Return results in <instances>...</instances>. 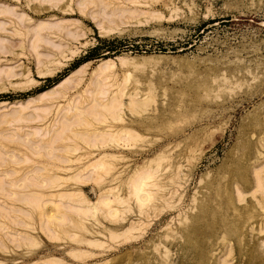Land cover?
I'll list each match as a JSON object with an SVG mask.
<instances>
[{"label":"rangeland","instance_id":"rangeland-1","mask_svg":"<svg viewBox=\"0 0 264 264\" xmlns=\"http://www.w3.org/2000/svg\"><path fill=\"white\" fill-rule=\"evenodd\" d=\"M102 27H105L104 31ZM36 30L41 40L36 41L37 44L34 42L38 39L34 35ZM108 58L111 59L110 63L105 61ZM263 69L264 0H0V264H42L49 259L54 264L56 258V262L62 264H145L142 263L147 262L145 259H151L150 264H156L161 259L164 245L165 250L171 251L169 259L179 264L186 261L185 258L193 257L192 247L202 241L210 255L205 264H249L250 257L256 254L263 258L264 224H260V219L264 215V207L257 201L260 192H256L258 195L252 193L255 187L252 166L264 169V137L263 140L261 138L264 134V108L261 106L264 105ZM257 76L259 81L255 79L253 82L251 79ZM244 79L249 83L245 84ZM242 80L244 85L240 82ZM48 89L51 90L42 93ZM111 98L114 104L120 98L125 104L115 106ZM135 99L138 102L142 99L144 103H138L137 107ZM102 100L106 103L103 104ZM129 100L131 103L136 102L135 105L130 104ZM178 102H181L180 106ZM69 103L79 107L67 111ZM257 114L261 117L259 120H256ZM148 120H152V123ZM121 124L128 128L120 129ZM100 127H104V130ZM255 128H258V133H252V130L256 131ZM249 141H253L251 148L247 146ZM176 142L180 145L177 146ZM174 143L175 150H171ZM256 150H260L258 155L263 156L255 158ZM102 151L115 153L117 157H108L101 161L102 164L95 163L87 167L86 163L85 169L82 162H87ZM156 153L162 157L156 155L162 159L159 162L164 164H161V168V165L158 168L154 166L156 169L146 166L145 171L140 170L141 173L149 171L143 176L150 178L144 179L147 188L142 184V189H147V193L142 190V195H148V192L157 191L158 188L162 190L154 192L153 195L156 193L157 197L155 195L148 203L151 206H144L147 209L139 215L136 207L139 196H133L136 186L133 189L125 188L124 182L129 181L128 187H133V181L139 174V171L135 173L134 167L138 168L150 161ZM242 155L250 157L247 164L251 180L248 190L241 188L245 198L240 201L235 189L232 193L229 189L233 185L235 188L242 187L239 182L243 181V177L241 179L238 175L241 181L234 180L236 175H228V171L235 162L242 160ZM71 158L73 160L69 161ZM233 158L235 160L231 162ZM254 159H257L256 163ZM67 164L71 166L68 172L72 173L69 182L56 189L50 187V179L59 182L64 180L62 177L66 170L58 167ZM78 165L83 166L84 172ZM76 168L81 175L86 173V176L79 175ZM173 169L177 170L176 173ZM261 172L264 173V170ZM179 173L188 174L187 177L183 176L184 179L181 178L184 180H180L181 186L175 184ZM217 184L223 186L221 190ZM112 185L116 191L109 189ZM77 187L91 200H95L106 187L113 195H117L119 190L121 195L127 197L129 208L115 206V203V208H121L112 207L109 211L102 206L98 209L101 212L86 208L87 213L82 214L85 211L78 209L82 207L77 202L75 204ZM173 188L177 192L170 195ZM58 189L75 190V194L71 192L68 196L70 200L74 197L73 203H68L70 200L64 195L61 196L66 199L57 196L56 201L48 195L42 199L43 202L38 197V203L33 204L35 199L37 201V191L50 193ZM30 190H36L37 194L34 192V196ZM228 191L230 194H227ZM26 192H30L29 196H26ZM12 195L16 198H12ZM116 195L108 196L114 198ZM225 195L233 199L236 210L229 208V211L222 207L223 200L228 199ZM6 196L11 198L6 200ZM24 196L28 197L25 201L27 204L23 203ZM49 199L52 203L46 202ZM53 202L59 205L60 212ZM165 202L172 203V206L174 204V208ZM202 202L207 203V211L204 209V213H208L205 226L212 229L205 233L206 237L202 236V241L197 239L191 242V250H187L181 259L180 248L185 243L182 230L185 225L182 227L180 220L188 219L183 224L191 222L192 225L188 223L189 227L195 225L197 219L193 216L200 212ZM28 203H32L33 208ZM34 205L44 208L42 213L50 211L44 212L42 217L38 216L33 210L37 209ZM71 206L75 210L78 208L74 211ZM197 208L199 212L195 211ZM217 211H229L226 213L230 220L227 226L221 224L219 218L216 219ZM27 212H31L32 216ZM61 212L63 216L60 217ZM93 212L95 214H91ZM47 214L49 219L54 218L51 219L53 223L56 221L55 224L66 227L68 233L57 232L59 229L54 233L52 224H49L51 220L48 219V223L45 221ZM177 215L182 218H177ZM2 217H5L4 221ZM137 217L142 221L137 224L138 228L135 226L132 230L137 239L123 242V236L120 235L122 229ZM71 218L81 219L77 221L84 228L70 226ZM21 220L26 228L21 225ZM27 222L34 229L29 230ZM42 223H46V229ZM166 225L170 226L167 228ZM165 226L167 230H164ZM49 228L52 229L51 233L47 231ZM108 230L117 236L113 237ZM166 231L168 234H165ZM175 232H178L177 236ZM171 233L175 234L176 239ZM109 234H112V239L108 238ZM169 234L172 236H167ZM172 237L174 241L170 242ZM168 238L171 239L168 241ZM206 238H209L208 241L213 240L208 243H213L210 248ZM77 239H97V243H79ZM241 244L243 247L245 245L246 250ZM158 246L161 251L157 249L156 253ZM75 247L86 251L76 256L73 252Z\"/></svg>","mask_w":264,"mask_h":264},{"label":"bare ground","instance_id":"bare-ground-1","mask_svg":"<svg viewBox=\"0 0 264 264\" xmlns=\"http://www.w3.org/2000/svg\"><path fill=\"white\" fill-rule=\"evenodd\" d=\"M103 3V2H102ZM98 4V3H97ZM125 12H126V10H125ZM105 28V27H104ZM103 27H102V29L101 30H103L104 29ZM104 31V30H103ZM105 31H108V29L107 30H105ZM34 35H35V37H36V39L37 40H34V42L36 43V41H41L40 40V35H39V31L38 30H36L35 32H34ZM34 43V44H35ZM37 44V43H36ZM36 46V45H35ZM34 46V47H35ZM150 58V57H149ZM134 59V58H133ZM105 61H109V63L111 62V59L110 58H108V59H105ZM104 61V62H105ZM103 62V63H104ZM264 70V69H263ZM263 70H262V73H263ZM261 73V72H260ZM245 75H247V73L245 74ZM249 75V74H248ZM250 76V75H249ZM251 77V76H250ZM249 77V78H250ZM252 77H254V76H252ZM251 77V78H252ZM263 77V76H262ZM261 77V78H262ZM222 78V77H221ZM223 79V78H222ZM254 79V80H253ZM253 79H251L253 82H255V79L257 80L256 82H258L259 80H258V76H257V78H253ZM263 79H264V77H263ZM241 80V79H240ZM248 80V79H247ZM250 80V81H251ZM244 81H245V79H244ZM244 81L242 80V81H240V82H243V84L242 85H244ZM251 81V83H253ZM260 81H261V79H260ZM264 81V80H263ZM247 81H245V84H248V83H246ZM262 82V81H261ZM259 84H261V83H259ZM251 85V84H250ZM253 86H254V84H252ZM245 86H247V85H245ZM255 86H256V84H255ZM258 86V85H257ZM264 86V85H263ZM55 87H57V86H55ZM248 87H249V85H248ZM51 89H48V90H46V91H43L42 93H47L48 91H50ZM254 93V92H253ZM256 93V92H255ZM261 93V92H260ZM116 94V93H115ZM255 95V94H254ZM253 96V95H252ZM257 96V95H256ZM263 96V95H262ZM113 97L114 98H118V96L116 97V96H114L113 95ZM142 97V96H141ZM106 99V101H107V98H105ZM104 99V100H105ZM130 99H131V97H130ZM260 99H261V97H260ZM109 100V99H108ZM121 98H120V101H118L117 102V100H116V102L117 103H115V104H121V105H124L125 103L122 101L121 102ZM137 99H135V101H136ZM139 100V99H138ZM106 101H105V103H106ZM111 103H113L112 101H114L112 98H111ZM131 101H134V98L133 99H131ZM131 101L129 100V102H130V104H132V105H135L134 103H136L137 102V107H138V103L141 105V103L140 102H142V99H141V101L140 102H138V101H136V102H133V103H131ZM262 101V100H261ZM115 102V101H114ZM120 102V103H119ZM102 103H103V100H102ZM101 103V104H102ZM105 103H103V104H105ZM108 103V102H107ZM123 103V104H122ZM142 103H144V102H142ZM114 104V103H113ZM114 104V105H115ZM129 104V103H128ZM180 104H181V102H180ZM180 104H179V102H178V104L177 105H179L180 106ZM76 106L77 105H75V107H74V104L73 103H69L68 104V107H67V111L68 110H73L74 111V108H76ZM116 106V105H115ZM118 106H120V105H118ZM187 106H188V104H187ZM186 106V107H187ZM261 106H263V108H264V105H261ZM260 106V107H261ZM74 107V108H73ZM77 107H79V106H77ZM176 107V106H175ZM178 107V106H177ZM252 107V106H251ZM119 108H121V107H119ZM183 108V107H182ZM258 108V107H257ZM175 109V108H174ZM178 108H176L175 110H177ZM184 109V108H183ZM188 109V108H187ZM254 109V111H255V108H253ZM262 109V108H261ZM139 110V109H138ZM179 110V109H178ZM177 110V111H178ZM181 110V109H180ZM260 110V109H259ZM259 110H258V112H259ZM75 111H77V110H75ZM97 111V110H96ZM118 111H120V110H118ZM164 113H165V111L164 110H162ZM261 111V110H260ZM264 111V110H263ZM262 111V112H263ZM176 112V111H175ZM155 113V112H154ZM153 113V114H154ZM162 113V112H161ZM174 113V112H173ZM257 112H255V114H256ZM152 114V115H153ZM168 114V113H167ZM175 114V113H174ZM183 114V113H182ZM160 115V114H159ZM165 115V114H164ZM169 115H170V111H169ZM193 115V114H192ZM254 115V114H253ZM252 115V116H253ZM258 115V114H257ZM257 115H256V117H257ZM173 116V115H172ZM149 118L151 119V117L149 116ZM148 118V119H149ZM165 118V117H164ZM193 118V117H192ZM255 118V117H254ZM261 118V117H260ZM259 118V115H258V117L256 118V120L258 119H260ZM156 119V118H155ZM157 119H159V118H157ZM253 119V118H252ZM163 121H164V119H162ZM243 120V119H242ZM262 120V119H261ZM260 120V121H261ZM147 121V120H146ZM148 121H150V120H148ZM160 121V120H159ZM167 121V120H166ZM254 121V120H253ZM151 123H152V120L150 121ZM154 122H155V120H154ZM156 122H157V120H156ZM169 122V121H168ZM251 119H250V124H251ZM51 123V122H50ZM150 123V124H151ZM166 123V122H165ZM170 123V122H169ZM257 124H258V122H256ZM255 123V124H256ZM261 123V122H260ZM260 123H259V126H260ZM125 124V123H124ZM145 124H148V123H145ZM154 125H155V123H154ZM153 125V126H154ZM160 125V124H159ZM159 125H157V126H159ZM163 125V124H162ZM252 125H253V123H252ZM262 125H263V122H262ZM45 126H47V125H45ZM49 126H51V125H49ZM151 126V125H150ZM156 126V125H155ZM251 126V125H250ZM255 126V125H254ZM244 126H242V128H243ZM257 127V126H256ZM264 127V125L262 126V128ZM101 128V127H100ZM104 128V127H103ZM103 128H101L102 130H104ZM109 128L110 127H108L107 128V130H109ZM125 129V128H128L126 125H120V129ZM182 128V127H181ZM250 128V127H249ZM258 128H260V127H258ZM258 128H257V130H258ZM46 129V128H45ZM50 129V128H49ZM183 129V128H182ZM181 129V130H182ZM186 129V128H185ZM184 129V130H185ZM99 130V129H98ZM101 130V131H102ZM106 130V129H105ZM244 130V129H243ZM255 130H256V128H255ZM257 130L256 131H254V130H252L253 132L252 133H258L257 132ZM46 131V130H45ZM180 131V130H179ZM247 130H245V132H246ZM49 132V131H48ZM183 132V131H182ZM248 132V131H247ZM45 133H47V132H45ZM180 133V132H179ZM243 133V132H242ZM263 133V132H262ZM261 133V134H262ZM186 135H188V134H186ZM192 135V134H191ZM191 135H188V136H191ZM179 136V135H178ZM181 136V135H180ZM184 136V135H183ZM254 136V135H253ZM257 136V135H256ZM264 137V134L263 135H261V138H262V140H263V137ZM183 138H185V137H183ZM240 138V137H239ZM253 138V137H252ZM260 138V137H259ZM188 139H189V137H188ZM244 139V138H243ZM250 139V138H249ZM174 140V139H173ZM187 140V139H186ZM251 140V139H250ZM253 140V139H252ZM257 140H259V139H257ZM179 141V140H178ZM188 141V140H187ZM244 141V140H243ZM255 141V140H254ZM240 142V141H239ZM186 143V142H185ZM241 143V142H240ZM257 143H259V141L257 142ZM176 144H177V142H176ZM179 144V143H178ZM178 144H177V146H178ZM181 144H183V143H181ZM252 144H253V141L251 142V141H249L248 143H247V146L249 147V148H251L252 147ZM263 144V143H262ZM262 144H260V146L262 147ZM2 145V144H1ZM168 145V144H167ZM174 145V148L172 147L171 148V150H175V147H176V145H175V143L173 144ZM180 145V144H179ZM256 145V144H255ZM259 145V144H258ZM257 145V146H258ZM66 146V145H65ZM68 146H69V144H68ZM68 146H66V147H68ZM164 146V145H163ZM168 146H172V145H168ZM167 146V147H168ZM254 146V145H253ZM243 147V146H242ZM256 147V146H255ZM263 147H264V145H263ZM262 147V148H263ZM165 148V147H164ZM169 148V147H168ZM163 149V148H162ZM177 149V148H176ZM241 149H243L244 150V148H241ZM256 149V148H255ZM159 150V149H158ZM171 150H169L168 152H166V153H169ZM252 150V149H251ZM6 151V150H5ZM242 151V150H241ZM247 151V150H246ZM253 151V150H252ZM255 151V150H254ZM257 151V155H255V153H254V155H255V158H257L258 156H260V155H258V154H260V150H256ZM19 152H21V151H19ZM161 152L162 151H160V154H161ZM185 152V151H184ZM240 152V151H239ZM243 152V151H242ZM263 153H264V151H262ZM119 156H122V154H119V153H117ZM159 154V153H158ZM178 154V153H177ZM241 154V152L239 153V155ZM244 154V153H243ZM156 155H157V153L155 154V159H154V157L152 158V159H150V161H147V162H142V163H144L142 166H140V167H138V168H136V167H134L135 168V173H137V171H139L138 173V178H137V176L136 175H134V174H132V175H134V176H136V179H135V181H133V187L131 186V187H128L129 185V181H127V183H125L124 182V187L125 188H134V185L136 186L135 188H134V191H133V196L135 197V196H139L138 197V199H139V202H138V204H137V210H138V212H139V215L140 214H143V211H145L146 209L144 208V206L145 207H147V206H151V204L149 205L148 203H151L150 201L151 200H153V198H154V196L155 197H157V194L155 193V195H153L154 194V192H157L158 190H159V188L157 189V191H154V192H148V195H142V190H144V189H142V188H144L143 186H142V184H146V182H145V178H147V179H150V178H148L149 176H147V177H144L143 176V174H145V176H146V172H149V171H146L145 173H141L140 172V170H142V169H144V171H145V168H146V166H151V168L152 167H154V166H156L157 168L159 167V165H161V164H164L163 162H159V160L161 161L162 159H158V158H160L161 156L163 157L164 155H163V152H162V154H161V156H159V155H157V157H156ZM244 155H246V154H244ZM244 155H242V156H244ZM253 155V156H254ZM116 155H115V153H109V152H106V151H102V152H100L98 155H96L94 158H92V159H88V161L87 162H82L83 163V166H84V164H86L85 166L87 167V165L89 166V165H92V164H95V163H99V164H102V162H103V160H105L106 158H108V157H115ZM263 156V154L260 156V157H262ZM117 157V156H116ZM161 157V158H162ZM178 157V156H177ZM181 157V156H180ZM185 157V156H184ZM235 157V156H234ZM245 157V156H244ZM242 158V160H238L237 162H235V164H234V166H232V168H230L229 169V171H228V175L229 174H234V175H236L235 177H236V179L234 178V180H239V177L242 179V177H243V181H241V180H239V181H241V182H239L240 184H241V186L242 187H234V185H233V187H231L229 190H230V192L232 193V192H234V189H235V191H236V194L235 195H237V198H238V200H243L245 197H244V195H243V192H242V189L241 188H247L246 190H248L249 188V185H250V180L251 179H249V177H248V167H249V164H247V162L250 160V157H245V158ZM172 158H173V156H172ZM237 158H238V156H237ZM253 158V157H252ZM263 158L264 157H262V160H263ZM149 159V158H148ZM176 160H177V158H175ZM195 159V158H194ZM235 159H236V157H235ZM234 158H233V160L231 161V162H234V160H235ZM240 159V158H239ZM244 159V160H243ZM260 159V158H259ZM73 159L71 158V160H69V161H72ZM78 160H81L80 158L78 159ZM172 160V159H171ZM170 160V161H171ZM175 160V161H176ZM180 160H181V158H180ZM255 160V159H254ZM254 160L252 161V162H254ZM257 160V159H256ZM256 160H255V163H256ZM262 160H260V161H262ZM66 161H68V158L66 159ZM102 161V162H101ZM101 162V163H100ZM153 162V163H152ZM191 162H193V161H191ZM230 162V163H231ZM139 163V162H138ZM155 163V165H153ZM169 163V162H168ZM167 163V164H168ZM177 163V162H176ZM99 164H96V165H99ZM167 164H165V166L167 165ZM178 164H180V163H178ZM191 165L193 164V163H190ZM227 164V163H226ZM233 164V163H232ZM257 164H259V163H257ZM256 164V165H257ZM262 164V163H261ZM169 165V164H168ZM167 165V166H168ZM177 165V164H176ZM190 165V166H191ZM252 165V164H251ZM6 166V165H5ZM79 166H81V165H78V167ZM83 166H81V167H79V169L81 170L82 169V172H84L83 170ZM84 166V167H85ZM137 166V165H136ZM164 166V165H163ZM170 167H171V165H169ZM168 166V167H169ZM173 166V165H172ZM189 166V165H188ZM192 166H194V165H192ZM262 166H263V164H262ZM86 167H85V169H86ZM145 167V168H144ZM156 167H154L155 169H156ZM162 167V165L160 166V168ZM169 167V168H170ZM259 167V166H258ZM58 168H61V170H66V173L64 172V171H62L63 172V174L65 175V176H63L62 178L64 179L62 182H59L58 180H53V179H50L52 182H49L50 183V187H54V189H56V187H58V186H63L68 180H69V178L71 179V175L70 174H72V173H69L68 171L71 169V166L70 165H66V166H61V167H58ZM251 168V167H250ZM252 168H253V176H254V179H253V182H254V185H255V187H254V190H253V192L252 193H256L257 191L258 192H260V194H261V196H260V198H259V200H257L259 203H261V204H263V206L262 207H264V175H262V173L263 172H261V170H264V169H258V168H256L255 166H252ZM262 168V167H261ZM77 169V168H76ZM137 169V170H136ZM147 169V168H146ZM163 169H164V167H163ZM168 168H166V170H167ZM176 169V168H175ZM175 169H173V170H175ZM187 169H189V168H187ZM78 170V169H77ZM162 170V169H161ZM161 170H160V172H161ZM134 171V170H133ZM132 171V172H133ZM158 172H159V170H157ZM176 171L177 170H175L174 172L176 173ZM250 169H249V173H250ZM68 172V173H67ZM78 172H80L79 170H78ZM156 172V171H155ZM186 172H188V171H186ZM190 172V171H189ZM210 172V171H209ZM17 173H18V171H17ZM134 173V172H133ZM173 173V172H172ZM207 173V172H206ZM205 173V175H207ZM5 174V173H4ZM3 174V175H4ZM13 174V173H12ZM82 173L80 172V174L79 175H81ZM84 174V173H83ZM148 174V173H147ZM150 174V173H149ZM148 174V175H149ZM180 174L181 173H179V175H178V179H176V181H175V179L173 180V178H170V179H172L173 180V182L175 181V184L177 185V186H181V181L180 180H182L181 178H183L184 179V177L183 176H188V174H186V175H182L181 174V176H180ZM190 174H191V172H190ZM264 174V173H263ZM7 175H9V174H7ZM160 175V174H159ZM177 175V174H176ZM233 175V176H234ZM239 175V177H237ZM5 176V175H4ZM15 176V175H14ZM81 176H86V173L84 174V175H81ZM80 176V178H82ZM157 176H158V174H157ZM169 176H171V175H169ZM204 176V175H203ZM2 177V176H1ZM129 177H131V174L129 175ZM159 177V176H158ZM191 177V176H190ZM62 178L60 179V180H62ZM84 178V177H83ZM134 178V177H133ZM174 178H176V176L174 177ZM203 178V177H202ZM233 178V177H232ZM4 179V178H3ZM3 179H1V180H3ZM127 179H128V177H127ZM126 179V180H127ZM132 179V178H131ZM131 179H129L130 181H131ZM169 179V180H170ZM201 179V178H200ZM229 179H230V176H229ZM229 179H227V181H229ZM172 180H170V181H172ZM10 181V180H9ZM147 181V180H146ZM184 180H182V182H183ZM231 181H232V179H231ZM8 182V181H7ZM13 182V181H12ZM69 182V181H68ZM71 182V181H70ZM148 182V181H147ZM222 182V181H221ZM226 182V181H225ZM252 182V181H251ZM9 183H11V182H9ZM30 183V182H29ZM131 183L132 182H130V185H131ZM228 183H230V181L228 182ZM232 183V182H231ZM234 183V182H233ZM232 183V184H233ZM236 183H238V181L236 182ZM238 183V184H239ZM31 184H32V182H31ZM34 184V183H33ZM144 184V185H145ZM148 184L149 183H147V186H148ZM231 184V185H232ZM13 185V184H12ZM24 185H26V184H24ZM35 185V184H34ZM67 185V184H66ZM159 184L157 183V186H158ZM217 185H219V184H217ZM237 185V184H236ZM235 185V186H236ZM252 185V184H251ZM2 186H5L4 184L2 185ZM11 186V185H10ZM23 186V185H22ZM38 186V185H37ZM49 186V185H48ZM162 186V185H161ZM174 186V185H173ZM220 186V190H221V188L223 187L222 185H219ZM224 186H226L225 184H224ZM17 187V186H16ZM25 186H23V188H24ZM30 187H31V185H30ZM33 187V186H32ZM49 187V188H50ZM108 187V186H107ZM106 187V188H107ZM110 187V186H109ZM108 187V188H109ZM113 187V188H112ZM145 187H146V185H145ZM159 187H160V185H159ZM251 187H253V186H251ZM8 188V187H7ZM6 187H5V189H7ZM28 188V187H27ZM38 188V187H37ZM44 188V187H43ZM42 188V190H44ZM48 188V187H47ZM59 188V187H58ZM71 188V187H70ZM104 189V190H101L100 191V193H99V195L97 196V198L95 199V200H91V199H89L87 196H86V194L84 193V191L81 189V188H76V196L74 195V197H75V204H76V202H77V204L80 206V207H82V208H78V209H80L81 211H82V209L85 211V212H81V211H79L80 213H82V214H85V213H87V211H86V208H88L89 210L91 209V211L93 210L94 212L96 211H100V210H98V209H100V207H105L107 210H109V211H111L112 210V207L114 208V209H117V208H119L120 206L123 208V207H128L129 208V203H127L126 201H127V197H125V195H121L120 193V191L118 190L117 191V195L116 194H114V195H116L114 198H112V197H109V196H114L113 194H111V192H109L110 190H112L113 191V189H115L116 187H114L113 185L111 186V188H109L110 190H108V188L107 189ZM147 188V187H146ZM145 188V189H146ZM213 188V187H212ZM217 188H219V187H217ZM217 188H216V190H217ZM4 189V188H3ZM20 189V188H19ZM40 188H38V190H39ZM50 189H52L53 190V188H50ZM130 189H128V190H130ZM226 189V188H225ZM8 190H10V189H8ZM47 190V189H46ZM106 190V191H105ZM108 190V191H107ZM117 189H115L114 191H116ZM127 190V191H128ZM147 190V189H146ZM146 190H144L146 193H147V191ZM149 190V189H148ZM160 190H162L161 188H160ZM159 190V191H160ZM164 190V189H163ZM36 191V190H35ZM35 191H33V190H30V192H32V194L34 195V192ZM73 191H75V190H62V189H58L57 191H54V192H50V193H43V192H40V191H37V192H39V194H37V192H35V195H36V198H37V201H35L34 199H33V197H32V199L34 200L33 201V204H34V202H36V203H38V200L39 199H41V201H42V199L43 198H47V196L48 195H50V198L51 199H55V197L56 198H58V197H60L61 195H64V196H66L67 197V200L69 201L70 200V198H68V196H70L71 195V192H73ZM130 191H132V190H130ZM129 191V192H130ZM218 191H219V189H218ZM217 191V192H218ZM2 192H3V190H2ZM6 192V191H5ZM11 192V191H10ZM30 192H26V196H29V194L28 193H30ZM107 192H109V194L107 193ZM177 192V190H176V188H173V189H171V192L169 193L170 195H174L175 193ZM222 192V191H221ZM220 192V193H221ZM230 192L228 191L227 192V194H230ZM8 193V192H7ZM14 193V192H13ZM24 193V192H23ZM74 193V192H73ZM73 193H72V195H73ZM128 193V192H127ZM210 193V192H209ZM0 194H1V192H0ZM75 194V193H74ZM78 194V195H77ZM107 194V195H106ZM129 194H131V192L129 193ZM160 193H158V195H159ZM168 194V195H169ZM222 194V193H221ZM257 194V193H256ZM6 195V194H5ZM25 195V194H24ZM34 195V196H35ZM109 195V196H108ZM132 195V194H131ZM166 195H167V192H166ZM169 195V196H170ZM216 195H218V194H216ZM220 195V194H219ZM223 195V194H222ZM253 195H255V194H253ZM258 195V194H257ZM21 196V195H20ZM26 196H24V197H26ZM31 196V195H30ZM52 196H54V198L52 197ZM58 196V197H57ZM162 196H163V193H162ZM161 195H160V197H162ZM225 196H227V195H225ZM246 196V195H245ZM251 196H252V194H251ZM7 197V196H6ZM5 197V198H6ZM10 197V196H9ZM9 197H7V199L6 200H8V198ZM12 198H14L13 197V195L11 196ZM10 197V198H11ZM38 197H39V199H38ZM61 197H63V196H61ZM74 197H72L73 198V200H74ZM159 197V196H158ZM165 197V196H164ZM167 197V196H166ZM212 197V196H211ZM220 197V196H219ZM222 197V199L224 198L223 196H221ZM236 197V196H235ZM15 198H16V196H15ZM14 198V199H15ZM28 197H26L25 199H24V201H23V203L25 204L26 202L25 201H27L28 199H27ZM63 198H65V197H63ZM116 198V199H115ZM136 198V197H135ZM134 198V199H135ZM168 198V197H167ZM166 198V199H167ZM173 198H175V197H173ZM178 198V197H177ZM206 198V197H205ZM204 198V199H205ZM226 198H228L227 200L226 199H224L223 200V205H222V203H221V205H222V207H224V209L225 210H227V209H229V208H233V210H236L235 209V207H234V203H233V199L231 198V197H226ZM253 198V197H252ZM255 198V197H254ZM13 199V200H14ZM27 199V200H26ZM66 199V198H65ZM115 199V200H114ZM156 199V198H155ZM158 199H160V198H158ZM157 199V200H158ZM165 199V201H168V200H166ZM169 199V198H168ZM170 199H171V197H170ZM193 199V198H192ZM196 199V198H195ZM204 199H202L203 200V202H204ZM211 199V198H210ZM219 199V198H218ZM18 200V199H17ZM23 200V199H22ZM31 199H29V201H30ZM46 200V199H45ZM64 200V199H63ZM62 199H61V201H63ZM73 200H70V202H68V201H65V202H68V203H73L72 201ZM118 200V201H117ZM180 200V199H179ZM179 200H178V202H179ZM10 201V200H9ZM21 201V200H20ZM28 201V202H29ZM51 202L52 200H47L46 202L48 203V202ZM55 201H56V199H55ZM57 201H59V200H57ZM115 201H117V202H115ZM206 201V200H205ZM221 201V200H220ZM255 201V200H254ZM11 202V201H10ZM14 202V201H13ZM30 202H32V201H30ZM43 202V201H42ZM169 202H171V201H169ZM169 202H165L167 205H171ZM174 202V201H173ZM195 202V201H194ZM202 202V203H203ZM208 202V201H207ZM239 202V201H238ZM0 203H1V200H0ZM17 203V202H16ZM41 202H39V204H40ZM52 203V202H51ZM54 203H56V202H53V205H55ZM116 203V204H115ZM119 203V204H118ZM201 203V204H202ZM212 203L214 204V201H212ZM258 203V204H259ZM20 204V203H19ZM27 204V203H26ZM28 204H30V207L33 205L32 203H28ZM113 204H115V206L117 205H120L119 207H117V208H115V206H113ZM194 204V203H193ZM216 204V203H215ZM255 204H256V202H255ZM5 205V204H4ZM36 205V204H35ZM34 205V207H36ZM43 206H44V204H42ZM48 205V204H47ZM78 205H76V206H78ZM163 205V204H162ZM192 205V204H191ZM206 205H207V203H203L201 206H199L200 208V212H199V210H198V208H197V210H195V211H198L199 213H197L196 215H194L193 216V218L195 219H197V223L195 224V225H193V226H188V223L187 224H183V223H186L187 221H189L188 219H187V221L185 220V218H184V220H182L181 218V215H177L178 217L177 218H179V217H181V218H179V219H181L180 220V225L184 228L182 231H183V233L182 234H184V236H185V243L183 244V246H181V248H180V250H181V259H183V257L186 255H184V253H186V251L187 250H191V248H190V244H191V242H193V241H195V240H197V239H199V240H201L202 241V236L204 237H206V234L205 233H207L208 231L210 232L211 230L210 229H212L211 227L210 228H207L206 226H207V224H206V219L208 218V216H207V218H206V215L208 214H205L204 213V209L206 208ZM259 205V206H260ZM10 206V205H9ZM26 206V205H25ZM37 206H38V204H37ZM42 206V207H43ZM56 209L57 210H59L58 208V206L59 205H57V203H56ZM69 206V205H68ZM67 206V207H68ZM169 206H167V207H169ZM172 206V205H171ZM237 206H238V204H237ZM41 206L39 205V208L38 207H36L37 209H33L35 212H36V215H38V216H43V213L44 214H46V212H47V210L46 211H43V213H42V210L44 209H42V208H40ZM53 207V206H52ZM72 207V206H71ZM71 207H70V209H71ZM120 207V208H121ZM165 207V206H164ZM173 208H174V204H173V206H172ZM190 207V206H189ZM192 207V206H191ZM194 207H195V205H194ZM196 207H198V206H196ZM218 208V206H215V208ZM6 208V207H5ZM5 208H3V209H5ZM15 208V207H14ZM31 208H33V207H31ZM54 208V207H53ZM74 207H72V209L71 210H74V211H76L77 210V208H76V210L75 209H73ZM111 208V209H110ZM150 208V207H149ZM152 208V207H151ZM150 208V209H151ZM160 208H162V206L160 207ZM188 208V207H187ZM8 209V208H7ZM17 209H18V207H17ZM87 209V210H88ZM189 209V208H188ZM188 209H187V211H188ZM195 209V208H194ZM213 209V208H212ZM220 209H221V206H220ZM220 209H219V211H220ZM223 209V210H224ZM1 210V209H0ZM18 210H20V209H18ZM17 210V211H18ZM32 210V211H33ZM45 210V209H44ZM49 210V209H48ZM88 210V211H89ZM190 210V209H189ZM206 210V209H205ZM210 210H211V208H210ZM213 210H215V209H213ZM222 209H221V211H223ZM231 209H229V211H230ZM260 210V209H259ZM7 211V210H6ZM16 211V212H17ZM50 211V210H49ZM48 211V212H49ZM74 211H72V212H74ZM104 210H102V212H103ZM114 211V210H113ZM148 211V210H147ZM194 211V210H193ZM194 211V212H195ZM207 211V210H206ZM228 211V212H229ZM47 212V213H48ZM59 212H60V210H59ZM79 212H77V213H79ZM91 213V214H95V213ZM101 212V211H100ZM182 212V211H181ZM189 212V211H188ZM191 212V211H190ZM218 212V211H217ZM227 211H226V213H228ZM7 213H9V211L7 212ZM22 213V212H21ZM24 213V212H23ZM28 213V212H27ZM34 213V212H33ZM62 213V212H61ZM60 213V217L61 216H63V213L61 214ZM137 213V212H136ZM147 213V212H146ZM148 213H149V211H148ZM179 213H180V211H179ZM214 212L212 211V213H211V215L214 217V214H213ZM225 212H218V214H216V219L217 218H219V221H221L222 223L221 224H223L224 226H227L228 224H229V221H228V218H227V216L226 215H228V214H226ZM234 213H235V211H234ZM233 213V214H234ZM238 213V212H237ZM264 213V212H263ZM263 213H262V215H263ZM2 214V213H1ZM4 214V213H3ZM29 214V213H28ZM65 214V216L67 215L66 213H64ZM75 214V213H74ZM81 214V215H82ZM102 214V213H101ZM158 214H159V212H158ZM157 213H156V215L155 216H157L158 215ZM183 214V213H182ZM192 214V213H191ZM5 215V214H4ZM19 215V214H18ZM77 215V214H76ZM147 215V214H146ZM237 215V214H236ZM261 215V216H262ZM2 216V215H1ZM15 216H16V214H15ZM26 216V215H25ZM29 216L31 217L32 216V213L30 212V214H29ZM49 215L47 214V217H48ZM51 216V215H50ZM71 216V215H70ZM80 216V215H79ZM97 216V215H96ZM142 216H144V215H142ZM212 216H210V217H212ZM6 217V216H5ZM4 217V218H5ZM76 217V216H75ZM189 217V216H188ZM229 217H231V216H229ZM259 217V216H258ZM3 218V217H2ZM4 218H3V221H4ZM23 218V217H22ZM25 218V217H24ZM27 218H28V216H27ZM73 218V217H72ZM71 218V221H70V219H69V224H71L70 226H72V227H74L75 229H83L84 228V226H83V228H81L80 227V224H81V222H79V221H77V220H80L81 221V219H76V220H74V219H72ZM138 218V217H137ZM186 218H187V214H186ZM193 218H192V220H193ZM232 218V217H231ZM231 218H229V219H231ZM8 219V218H7ZM16 219V218H15ZM19 219H20V217H19ZM49 217L45 220L46 222L47 221H49V220H51V219H53L54 220V218H50L49 220ZM140 219L141 218H138V219H134V220H131L130 221V223L128 224V225H125V228L124 229H122L123 230V232L120 234V235H122L123 236V238H122V241L124 242V241H129V240H135V238L137 239V236L136 235H133L132 234V230L133 229H135L136 227H137V224L138 223H141L142 221H140ZM190 219V218H189ZM215 219V220H216ZM256 219V218H255ZM258 219V218H257ZM30 220V219H29ZM36 220V219H35ZM191 219H190V221H192ZM212 220V219H211ZM37 221V220H36ZM44 221V222H45ZM184 221H186V222H184ZM19 222V221H18ZM31 222V221H30ZM30 222H27V224L28 223H30ZM56 222V221H55ZM55 222L53 223L52 222V220L49 222V224H52V226H51V228L53 229H51V228H49V229H47V231L49 230H52V231H54V233H55V231H57L58 229V231L57 232H59L60 231V233L61 232H63L64 234L65 233H68V229L66 228V227H60L59 225H58V223H56L55 224ZM179 222V221H178ZM210 222V221H209ZM234 222V221H233ZM5 223V222H4ZM17 223V222H16ZM21 223H22V220H21ZM39 223V222H38ZM48 223V222H47ZM182 223V224H181ZM258 223V222H257ZM2 224V223H1ZM43 224V223H42ZM46 224V223H45ZM45 224H43V225H45ZM146 224V223H145ZM167 224H169V223H167ZM191 224V222L189 223V225ZM193 224H194V222H193ZM236 224V223H235ZM260 224H264V215L262 216V218L260 219ZM21 225H24L23 223L21 224ZM39 225V224H38ZM141 225V224H140ZM179 225V226H180ZM192 225V224H191ZM206 225V226H205ZM212 225V224H211ZM232 225V224H231ZM247 225V224H246ZM1 226V225H0ZM10 226V225H9ZM19 226V225H18ZM25 226V225H24ZM28 228H29V230L30 229H34L33 227V225L32 224H28ZM46 226V225H45ZM136 226V227H135ZM167 226V225H166ZM166 226H165V228H166ZM168 226H170V225H168ZM168 226H167V228H168ZM178 226V227H179ZM221 226V225H220ZM234 226V225H233ZM27 226H25V228H26ZM42 227V226H41ZM139 227V226H138ZM137 227V228H138ZM213 227H215V226H213ZM255 227V226H254ZM27 228V229H28ZM47 228V226L45 227V229ZM164 228V230H167V228L165 229ZM226 228H228V227H226ZM256 228V227H255ZM41 229V228H40ZM218 229V228H217ZM224 229H225V227H224ZM176 230H179V229H176ZM175 230V231H176ZM227 230V229H226ZM226 230H224V231H226ZM245 230V229H244ZM243 230V231H244ZM260 230H261V227H260ZM264 230V229H263ZM14 231H16V230H14ZM25 231V230H24ZM32 231V230H31ZM40 231V230H39ZM45 231V230H44ZM52 231H50V233L52 232ZM108 231H110V230H108ZM223 231V230H222ZM11 232V231H10ZM112 231H110V233H111ZM116 231H114V233H115ZM173 232V231H172ZM179 232V231H178ZM178 232H177V234H176V232H175V234H176V236L178 235ZM258 232V231H257ZM27 233H30V232H27ZM50 233H48L49 235H52V234H50ZM168 234V231H166L165 232V234ZM212 234H213V232H211ZM211 233H209V234H211ZM220 233V232H219ZM259 233V232H258ZM112 234H113V232H112ZM112 234H109V237L108 238H110V235H112ZM116 234H117V232H116ZM162 234V233H161ZM172 235H174V237H175V239H176V236H175V234H173V233H171ZM171 234H169V235H167V236H170ZM179 234H180V232H179ZM251 234V233H250ZM253 234V233H252ZM171 235V236H172ZM208 235V234H207ZM255 235V234H254ZM257 235V234H256ZM113 237H116L117 235H112ZM170 236V237H171ZM218 236V235H217ZM252 236V235H251ZM112 237V238H113ZM118 237H119V233H118ZM179 237V236H178ZM177 237V238H178ZM182 237V236H181ZM180 237V239L182 240V238ZM256 237V236H255ZM112 238H110V239H112ZM210 238V237H209ZM209 238H206V240L207 239H209ZM253 238H254V236H253ZM257 238V237H256ZM21 240H23L22 239V237L20 238ZM90 239H92V238H90ZM115 239V238H114ZM169 239H171V238H168V241H169ZM172 241H170V242H173L174 241V238L172 237ZM179 239V238H178ZM177 239V240H178ZM211 239H213L212 237H211ZM215 239V238H214ZM255 239V238H254ZM165 240V239H164ZM241 240H243V239H241ZM87 241V243H93V244H95V241H96V243H97V239H94V240H84V239H77L76 240V242H79V243H81V242H86ZM99 241V240H98ZM176 241V240H175ZM179 241V240H178ZM211 241H213V240H207V244L208 243H211ZM257 241V240H256ZM263 241V240H262ZM100 242V241H99ZM164 242V241H163ZM166 243H167V241H165ZM184 242V241H183ZM243 242V241H242ZM260 242V241H259ZM23 243V242H22ZM104 243V242H103ZM161 243V242H160ZM175 244H176V242H174ZM173 243V244H174ZM149 244V243H148ZM162 244V243H161ZM171 244V243H170ZM173 244H171V245H173ZM174 244V245H175ZM262 244H263V242H262ZM100 245H102V242H101V244ZM149 245H151V244H149ZM149 245H148V247H149ZM209 245V244H208ZM208 245H205V247L206 246H208ZM211 246L213 245V243L212 244H210ZM210 245H209V248H210ZM242 245V244H241ZM147 246V245H146ZM160 246H163V245H160ZM165 246V245H164ZM164 246L161 248L162 250H164L163 251V253H160V261H158V262H155L156 264H174V262H172L169 258L171 257H169V253L171 252V251H169V250H165V248H164ZM148 247H146L147 249H148ZM176 247V246H175ZM175 247H174V250H175ZM178 247H180V246H178ZM242 247H243V245H242ZM244 247H245V245H244ZM243 247V248H244ZM6 248V247H5ZM167 248V247H166ZM206 248H208V247H206ZM218 248V247H217ZM230 248V247H229ZM247 248V247H246ZM158 249V251H161V250H159L160 249V247L158 246L156 249H155V252L156 253H158V251H156ZM168 249H171L170 247L168 248ZM192 249H193V257L196 255L197 256V258L196 259H194L192 256H191V258H185V259H187L186 261H181L179 264H205V262H207V260H209L208 258H210L209 256L210 255H208V251H206L205 250V248H204V243H203V241H202V243H199V245H197V246H193L192 247ZM213 249V248H212ZM177 250V249H176ZM209 250V249H208ZM244 250H246L245 248H244ZM250 250V249H249ZM256 250H257V248H256ZM82 251H86V250H82ZM80 249H77L76 247H75V250L73 249V252L74 253H76V256H78V254H83L84 252H82ZM72 252V253H73ZM79 252H82V253H79ZM175 252V251H174ZM244 252H246V251H244ZM78 253V254H77ZM88 253V252H87ZM178 253V252H177ZM212 252H209V254H211ZM230 253V252H229ZM248 253V252H247ZM251 253H252V251H251ZM90 254V253H89ZM213 254V253H212ZM215 254V253H214ZM219 254V253H218ZM246 254V253H245ZM255 254V253H254ZM263 254V253H262ZM75 255V254H74ZM79 255V256H80ZM91 255V254H90ZM184 255V256H183ZM191 255V254H190ZM244 255V254H243ZM242 255V256H243ZM249 255V254H248ZM152 257H153V253H152V255H151ZM150 256V257H151ZM157 256V255H156ZM178 256V255H177ZM213 256V255H212ZM211 256V257H212ZM252 256V255H251ZM91 257V256H90ZM90 257H88V258H90ZM179 257V256H178ZM229 257H230V255H229ZM157 258V257H156ZM218 258V257H217ZM242 258H244V257H242ZM246 258V257H245ZM264 258V257H263ZM261 256H259V254H256V256H252V257H250V260H249V262L251 263V264H264V259H263ZM117 259V258H116ZM150 259V258H149ZM153 259V258H152ZM172 259V258H171ZM206 259V260H205ZM223 259L225 260V257L223 256ZM227 259V258H226ZM53 260H55V259H53ZM56 260H57V258H56ZM56 260L55 261H53V263L54 264H62L61 262H59V261H57L56 262ZM147 262H149L150 260H148V259H145ZM205 260V261H204ZM223 260V261H224ZM239 260V259H238ZM49 261L50 262H52V260H50L49 259ZM48 260H44L43 262H42V264H51L50 262H49ZM128 261V260H127ZM156 261V260H155ZM215 261V260H214ZM226 261V260H225ZM1 262V261H0ZM49 262V263H48ZM108 262V261H107ZM147 262H142V263H147ZM213 262V261H212ZM221 262V261H220ZM150 263H152L151 261L148 263V264H150ZM211 262H209V264H210ZM216 263V262H215ZM222 263V262H221ZM225 263V262H224ZM224 263H222V264H224ZM227 263V262H226ZM245 263H246V261H245ZM249 263V264H250ZM30 264H32V263H30ZM108 264V263H107ZM123 264V263H122ZM128 264V263H127ZM229 264V263H228Z\"/></svg>","mask_w":264,"mask_h":264}]
</instances>
